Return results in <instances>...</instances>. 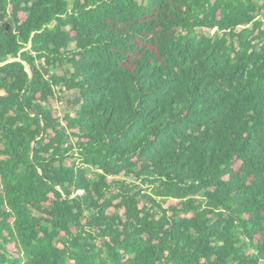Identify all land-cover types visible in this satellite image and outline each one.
Instances as JSON below:
<instances>
[{
	"label": "trees",
	"instance_id": "1",
	"mask_svg": "<svg viewBox=\"0 0 264 264\" xmlns=\"http://www.w3.org/2000/svg\"><path fill=\"white\" fill-rule=\"evenodd\" d=\"M0 264H264V0H0Z\"/></svg>",
	"mask_w": 264,
	"mask_h": 264
},
{
	"label": "rangeland",
	"instance_id": "2",
	"mask_svg": "<svg viewBox=\"0 0 264 264\" xmlns=\"http://www.w3.org/2000/svg\"><path fill=\"white\" fill-rule=\"evenodd\" d=\"M54 72L58 75L63 73V69H56L54 70ZM60 87H56L55 88V96L54 98L49 101V103L47 104L49 106V108H51L53 111H55L56 115L60 118V122L63 123V115L67 109V99L70 98L71 100L74 97V92H69L66 91L64 88L61 87V91H59ZM75 139L72 138V142H74ZM72 160V159H69ZM130 182V181H129ZM175 201H168L165 206H169V205H173ZM169 214H171V212H169Z\"/></svg>",
	"mask_w": 264,
	"mask_h": 264
},
{
	"label": "water",
	"instance_id": "3",
	"mask_svg": "<svg viewBox=\"0 0 264 264\" xmlns=\"http://www.w3.org/2000/svg\"><path fill=\"white\" fill-rule=\"evenodd\" d=\"M6 29L9 30V24H7Z\"/></svg>",
	"mask_w": 264,
	"mask_h": 264
}]
</instances>
